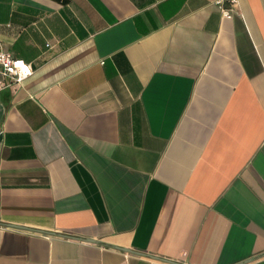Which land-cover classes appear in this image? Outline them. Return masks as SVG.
<instances>
[{
    "label": "crops",
    "instance_id": "1",
    "mask_svg": "<svg viewBox=\"0 0 264 264\" xmlns=\"http://www.w3.org/2000/svg\"><path fill=\"white\" fill-rule=\"evenodd\" d=\"M230 8L0 0L35 69L0 90V264H264V0Z\"/></svg>",
    "mask_w": 264,
    "mask_h": 264
},
{
    "label": "built area",
    "instance_id": "2",
    "mask_svg": "<svg viewBox=\"0 0 264 264\" xmlns=\"http://www.w3.org/2000/svg\"><path fill=\"white\" fill-rule=\"evenodd\" d=\"M239 0H216V5L221 10L223 16H230L232 13L231 6L238 4ZM229 6V7H228ZM47 46H50L48 43ZM0 67L3 79L0 80V90L22 83L31 77L34 72V65L22 59L16 58L12 53L3 49L0 43Z\"/></svg>",
    "mask_w": 264,
    "mask_h": 264
},
{
    "label": "water",
    "instance_id": "3",
    "mask_svg": "<svg viewBox=\"0 0 264 264\" xmlns=\"http://www.w3.org/2000/svg\"><path fill=\"white\" fill-rule=\"evenodd\" d=\"M91 242H96V241H92V240H91ZM123 251H126V252H133V251H131V250H127V249H123Z\"/></svg>",
    "mask_w": 264,
    "mask_h": 264
}]
</instances>
